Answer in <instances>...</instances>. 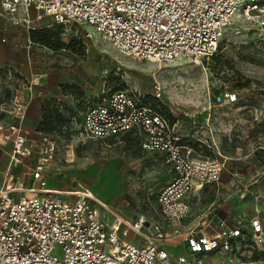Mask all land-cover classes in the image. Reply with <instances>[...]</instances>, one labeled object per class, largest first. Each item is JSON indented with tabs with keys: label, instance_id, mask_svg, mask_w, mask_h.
Here are the masks:
<instances>
[{
	"label": "built area",
	"instance_id": "obj_1",
	"mask_svg": "<svg viewBox=\"0 0 264 264\" xmlns=\"http://www.w3.org/2000/svg\"><path fill=\"white\" fill-rule=\"evenodd\" d=\"M0 9L9 23H24L28 30L36 28L30 26L32 11L36 19L49 17L58 26H88L119 53L150 62L213 57L223 30L239 15L250 16L264 32V0H0ZM90 36L86 31L84 37ZM34 85L25 79L13 91L11 114L24 116ZM128 88L87 102L76 125L80 135L103 142L130 135L143 150L162 156L170 176L156 196L160 221L113 215L108 222L94 197L50 190L43 168L55 151V139L33 140L11 125L0 134V145L11 142L0 186V264H199L200 258L235 256L251 242H264L259 210L248 217H222L212 210L191 217L195 193L219 183L222 156L186 157L169 113L160 108V86L147 98ZM237 101L235 92L224 89L213 96L212 105ZM31 154L37 164L29 178L12 175ZM67 156L73 160L72 153ZM253 172L251 185L264 180V163ZM244 190L258 201L248 185ZM129 234L134 242L125 240ZM176 247L181 251L174 256Z\"/></svg>",
	"mask_w": 264,
	"mask_h": 264
},
{
	"label": "rangeland",
	"instance_id": "obj_2",
	"mask_svg": "<svg viewBox=\"0 0 264 264\" xmlns=\"http://www.w3.org/2000/svg\"><path fill=\"white\" fill-rule=\"evenodd\" d=\"M29 18L30 26L58 32L63 43L72 42V48L52 50L31 41L26 24L13 25L0 15V38L6 39L3 56L16 66L10 72L16 84L32 80V73L44 74L43 86L67 97L61 107L53 106L63 122L52 134L55 151L43 168L47 185L52 181L50 186L94 197L104 206L100 211L108 222L113 215L160 221L156 196L170 176L162 156L123 136L106 142L89 139L79 134V120L75 121L87 102L100 94L129 87L147 98L160 86V108L169 113L182 139L183 154L200 159L224 157L219 183L203 187L190 201L191 217L208 210L222 217H248L257 210L264 216V180L251 185L258 162L264 163V32L257 30L250 16L232 20L213 57L180 56L169 62L125 56L88 26H58L49 17L36 19L34 11ZM86 31L91 34L88 38L84 37ZM27 53L34 57L28 60ZM3 74H7L6 65H0V76ZM224 89L235 92L238 101L212 105L213 96ZM70 153L72 161L68 160ZM2 155L0 149V170ZM36 159L31 154L10 173L27 180ZM247 185L259 196L257 202L244 190ZM125 240L134 242L135 235L129 234ZM180 251V247L174 248L173 255ZM199 264H264V242H251V248L235 256L200 258Z\"/></svg>",
	"mask_w": 264,
	"mask_h": 264
},
{
	"label": "crops",
	"instance_id": "obj_3",
	"mask_svg": "<svg viewBox=\"0 0 264 264\" xmlns=\"http://www.w3.org/2000/svg\"><path fill=\"white\" fill-rule=\"evenodd\" d=\"M4 45H5L4 43H0V54L2 55L0 56V65H6L7 67V74H3L0 76V134L3 132L8 133L9 131L8 127L14 125V126H19L22 129V131H25L30 139L39 140L43 136H46L37 131L38 125L42 120L43 108H45L46 105H49L48 101H52L53 104L51 106H55V108L58 106L61 107L64 99L67 97L58 94L56 92H51L48 89H46V87L43 86V83H46V80L44 78L46 75L32 73L30 76L33 82L35 83L33 88V98L28 103L24 116L22 118H19L11 114L10 108H11V99L13 96V91L18 87L19 84L18 85L16 84L14 75L10 73L16 70V66L12 65V63L8 59L7 60L4 59L5 56H3V54H5L6 52V50H4L5 48L2 47ZM31 56L34 57L33 54ZM31 56L29 53H27L28 58L29 57L31 58ZM30 58L28 60H30ZM19 65L20 67H23L22 66L23 64H19ZM38 77L40 79H38ZM48 97H51L50 99L52 100H49ZM7 145L9 146L8 152L5 151ZM10 148H11L10 141L6 142L3 145H0V149L4 154L2 156H4L5 158L4 164L2 165L0 170V173L3 175L2 180H0V186L2 185L7 173ZM50 182L52 181H49V185H48V188L50 190L64 191L63 189H59L55 184L50 186Z\"/></svg>",
	"mask_w": 264,
	"mask_h": 264
},
{
	"label": "trees",
	"instance_id": "obj_4",
	"mask_svg": "<svg viewBox=\"0 0 264 264\" xmlns=\"http://www.w3.org/2000/svg\"><path fill=\"white\" fill-rule=\"evenodd\" d=\"M29 39L33 42L46 46L52 50L72 48V42L66 44L63 43L58 37V32H52L50 30H47L46 28L30 29ZM42 113H43L42 120L38 125L37 131L46 136L53 137L52 134L55 131L59 130V127L61 126L60 124H62L63 122V116H61L60 113L57 112V110L53 106H49V105H46L45 108H43ZM78 120L80 121L79 118L75 121ZM63 129L64 131L66 130L65 127H63ZM127 138L136 141L134 138L130 137V135H124L122 137V139H127Z\"/></svg>",
	"mask_w": 264,
	"mask_h": 264
}]
</instances>
